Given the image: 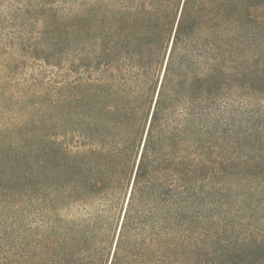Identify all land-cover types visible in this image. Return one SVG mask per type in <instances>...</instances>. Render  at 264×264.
Listing matches in <instances>:
<instances>
[{
	"label": "trees",
	"instance_id": "obj_1",
	"mask_svg": "<svg viewBox=\"0 0 264 264\" xmlns=\"http://www.w3.org/2000/svg\"><path fill=\"white\" fill-rule=\"evenodd\" d=\"M0 264H264V0H0Z\"/></svg>",
	"mask_w": 264,
	"mask_h": 264
}]
</instances>
